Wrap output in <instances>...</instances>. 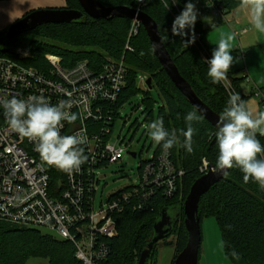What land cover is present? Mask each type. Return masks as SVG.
Wrapping results in <instances>:
<instances>
[{
  "label": "trees",
  "instance_id": "16d2710c",
  "mask_svg": "<svg viewBox=\"0 0 264 264\" xmlns=\"http://www.w3.org/2000/svg\"><path fill=\"white\" fill-rule=\"evenodd\" d=\"M66 1V9L82 10L78 0ZM97 1L108 8L138 7L136 0ZM188 2L189 0H180L178 6L181 11ZM166 3L173 10L171 0H150L141 7V10L158 24L164 45L182 77L192 86L196 95L221 117L228 106L229 96L222 82L213 84L207 75L208 63L204 62L200 47L201 45L207 47L203 40L207 28L202 21L196 20L192 29L185 30V35L173 33L171 28L174 19L171 11L166 8ZM222 3L227 9V15L235 7L244 4L245 0H223ZM132 22L133 20L126 17L94 20L85 14L78 22L42 25L12 40L6 38L5 32H0V54L13 57L14 50L25 44L30 48L32 55L23 62L27 66L46 71L51 67L47 60L49 55L58 56L63 67L89 61L96 70L109 60L124 59L127 84L119 100L112 107L111 114L114 120L119 118V111L123 106L131 103L140 91L143 92L140 106L143 113L147 114V118L148 116L154 118L153 105L156 101L150 91L156 90L159 97L156 120L163 119L164 127L176 135V144L168 150L171 161L178 169L184 170L180 192L184 190L185 197L182 200L178 198L179 194L167 197L163 189L155 184L144 189L143 200L142 193L136 191L140 187L136 185L111 193L108 197L111 201L125 193L131 197L124 209L113 218L118 234L108 240L111 251L103 264H138L141 254L154 236L155 224L162 217L163 211L176 209L180 212V218L174 230L164 239L166 241L173 236L177 238V253L172 262L175 264L177 256L188 244L184 201L196 180L208 174V171L205 173L201 171L205 160L217 168L218 146L214 135L217 129L178 91L155 55L145 29L139 26V33L130 37ZM189 34L196 36L201 45L200 43L195 45ZM127 45L130 50L127 49ZM239 56L241 58V53ZM241 59L245 61V57ZM237 72H228L227 76L244 102L241 85L249 76L244 70L243 77L238 76ZM142 75L152 80L146 90L138 88L137 85L138 78ZM252 82L256 84L253 80ZM260 89L264 93V88ZM193 111L201 119L191 123L194 129L190 138L193 151L189 153L183 147L188 139L185 133L189 127L185 116ZM257 139L264 145V135L258 133ZM163 150L162 145H158L154 155L157 156ZM148 160L140 161L139 170ZM49 173L52 184L56 187L65 177V171L53 165L49 167ZM199 217L201 222L208 217L217 219L225 256L234 264H264V189L252 179L245 180L244 173L239 167L230 168L227 175L201 198ZM159 243L153 248L149 263L152 258H157L155 251ZM233 252L237 254L238 259L233 257ZM36 256L48 259L49 264H83L77 259L76 248L71 241L44 234L41 229L20 227L0 220V264H27L30 258Z\"/></svg>",
  "mask_w": 264,
  "mask_h": 264
},
{
  "label": "built area",
  "instance_id": "2783aa9c",
  "mask_svg": "<svg viewBox=\"0 0 264 264\" xmlns=\"http://www.w3.org/2000/svg\"><path fill=\"white\" fill-rule=\"evenodd\" d=\"M149 1L136 0L135 9L141 10ZM222 1L200 0L198 3L215 19L225 20L227 9ZM172 6L173 17L179 15L178 4L172 3ZM132 23L130 37L139 33V23ZM189 37L195 45L200 43L196 36L189 34ZM200 47L202 56L210 59L207 48ZM127 49L130 50L129 45ZM240 53L244 58L242 50ZM31 55L25 45L15 49L13 57L0 54V104L11 98L29 96L43 97L52 105L63 104L64 110L76 114L77 119L62 121L61 135L84 138V143L79 145L84 162L78 171L65 172L59 185L54 186L49 173L51 165L36 151V142L11 129L0 108V220L20 227L49 230L57 234L58 239L71 241L77 259L83 264H103L111 251L108 240L118 234L113 218L131 197L125 193L112 201L108 198L100 211H94L103 180L101 171L123 159L124 149L109 144V139L118 119L114 120L112 107L127 84L125 61L109 60L96 70L89 61L63 67L58 56L49 55L47 60L51 67L46 71L23 62ZM139 78L146 88L148 78L144 75ZM246 81L252 82L249 77ZM251 88L264 112V93L256 84ZM170 156L169 150L164 149L142 165L140 181L135 184L140 187L136 191L142 193V200L144 189L153 184L162 188L167 197L180 193L184 170L178 169ZM213 169L215 167L206 160L201 167L204 173Z\"/></svg>",
  "mask_w": 264,
  "mask_h": 264
},
{
  "label": "clouds",
  "instance_id": "9594fccd",
  "mask_svg": "<svg viewBox=\"0 0 264 264\" xmlns=\"http://www.w3.org/2000/svg\"><path fill=\"white\" fill-rule=\"evenodd\" d=\"M179 4L180 0H171ZM166 7L169 5L166 3ZM244 6L250 12L253 27L264 33V0H245ZM198 16L195 5L188 2L172 23V32L185 35V30L192 29ZM232 36L221 37L212 51V56L207 60V75L213 84L220 83L227 76L233 64L231 53ZM64 105H52L43 97L29 96L27 99L11 98L0 104L8 123L14 131L23 137L36 142V151L43 161L53 165L69 174L79 170L84 162L82 149L79 145L84 143V138L75 135H61L64 127L62 121H75L76 114L64 110ZM201 118L195 111L185 116L189 127L185 133L186 139L183 147L191 153L193 151L191 136L194 129L193 121ZM257 132L264 135V112L253 118L252 112L241 101L239 94H232L220 117V124L215 132L218 146L217 167L221 170L239 167L244 173V179H252L264 189V158H257L264 153V145L257 139ZM149 135L153 141L162 145L165 150L171 149L176 144L175 133H170L165 127L163 119H159L149 126ZM233 257L239 258L235 252Z\"/></svg>",
  "mask_w": 264,
  "mask_h": 264
},
{
  "label": "rangeland",
  "instance_id": "374dc122",
  "mask_svg": "<svg viewBox=\"0 0 264 264\" xmlns=\"http://www.w3.org/2000/svg\"><path fill=\"white\" fill-rule=\"evenodd\" d=\"M199 1L200 0H189V2L193 3L197 9V20L200 19V21H202L204 26L207 28V32L204 33L205 35L203 36V40L208 48V52L212 56V51L216 47L219 39L221 37L231 35L232 48L230 54L233 56V64L230 66L228 72L238 71L237 73L241 74L243 73L242 71L247 68L250 72V79L253 80L259 88H264V33H259L253 27L251 16L249 14L250 10L242 4L228 12L225 16V20L220 17L215 19L209 12L201 8L198 3ZM29 2L30 0L0 1V32H5L9 26L24 18L25 15L31 13V11L33 12L40 9L39 7H36L37 2H35L32 8L26 10L28 12L22 11L20 13L21 8L27 6ZM66 7L67 1L65 0V6L62 9H66ZM166 8L168 10L171 9V7ZM19 13L21 15L17 16ZM175 17L176 14L173 19H175ZM236 33L239 35H236ZM240 48L242 49L245 61L239 56ZM238 49L239 51H237ZM203 59L204 62H206L209 58L203 57ZM221 82L223 85L225 84L224 86L229 99L232 94H237L234 89L235 86L232 84L228 76H226V78ZM137 85L138 88L142 90H146L148 88L144 87L141 78L138 79ZM251 87H253V82L247 83L245 80L242 82L241 91L245 98L243 102L245 107L252 112L253 118H255L259 115V113H261V108L258 104V98L254 95ZM150 92L153 99L156 101V104L153 105L155 112L154 118L149 116L147 118V114L143 113V108L140 107L143 97V92L141 91L131 103L123 106V109L120 111L121 116L116 120L114 128L111 132L109 144L116 146L117 149H124L122 156L123 159L119 163L101 171L103 180L95 198V212L101 210V205L104 206L107 204L108 197L111 193L113 194L127 186L137 184L140 181V161L150 159L156 153L158 144H156L149 135V126L151 123L157 121L159 97L156 90H152ZM258 133L259 132H257V134ZM122 141L123 143H121ZM129 152L137 153L138 157L136 159L132 158L128 154ZM257 158H264V155L260 153ZM184 197L185 191L183 190L179 193L178 198L182 200ZM42 232L44 234L57 237V234L49 230L43 229ZM201 232L202 243L199 255V264H234L231 259H228L225 256L224 242L222 241L220 226L216 218H204L201 222ZM176 241L177 238L173 236L170 239L159 243L155 251L157 258H152L149 264H154V261H156L155 264H172L177 253ZM27 264H49V261L44 257L36 256L30 258Z\"/></svg>",
  "mask_w": 264,
  "mask_h": 264
},
{
  "label": "water",
  "instance_id": "95a60500",
  "mask_svg": "<svg viewBox=\"0 0 264 264\" xmlns=\"http://www.w3.org/2000/svg\"><path fill=\"white\" fill-rule=\"evenodd\" d=\"M6 1V0H0ZM82 8L79 10L69 9H39L29 13L24 18L15 22L5 31L8 40L21 36L23 33L33 31L42 25L49 24H71L78 22L88 15L94 20L126 17L137 21L142 26L151 42L155 55L167 75L193 108L216 129L220 124V117L195 93L192 86L182 77L178 67L167 51L158 24L142 10L130 9L127 7L108 8L103 7L97 0H78ZM148 78L147 86L151 85ZM132 158L138 157L137 153H128ZM229 172V169L221 170L218 167L209 171L208 174L196 180L192 185L190 193L184 204L185 230L188 233V244L184 251L179 254L175 264H199V253L202 243L201 221L199 217V204L201 198L210 191L212 186L219 183ZM180 218V212L176 209L164 210L162 217L155 224L154 236L141 254L138 264H149V259L155 245L163 241L167 234L174 230Z\"/></svg>",
  "mask_w": 264,
  "mask_h": 264
},
{
  "label": "crops",
  "instance_id": "0c3cea01",
  "mask_svg": "<svg viewBox=\"0 0 264 264\" xmlns=\"http://www.w3.org/2000/svg\"><path fill=\"white\" fill-rule=\"evenodd\" d=\"M35 2H37L36 3V7H39L40 9L41 8H63L64 6H65V0H30V2L28 3V5L27 6H24V7H22L21 8V11H20V13L22 12V11H26V10H28L29 8H32L33 6H34V4H35ZM35 7V8H36ZM35 10V9H34ZM30 11V10H29ZM26 12H28V11H26ZM25 12V13H26ZM18 14L17 16H20L21 14ZM24 13V12H23ZM22 13V14H23ZM16 16V17H17ZM15 17V18H16ZM18 18V17H17ZM199 19V18H198ZM13 20H15V19H13ZM200 20V19H199ZM207 48V47H206ZM231 72V71H230ZM233 72V71H232ZM231 72V73H232ZM247 72V73H246ZM244 73H246L248 76L250 75L249 73V70L246 68V69H244ZM238 76H240V77H243V74L241 73V74H238Z\"/></svg>",
  "mask_w": 264,
  "mask_h": 264
}]
</instances>
